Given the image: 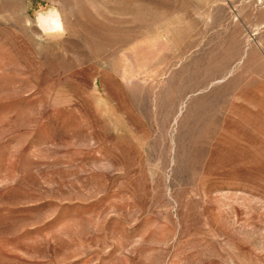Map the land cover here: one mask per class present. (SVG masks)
<instances>
[{"label": "rangeland", "instance_id": "1", "mask_svg": "<svg viewBox=\"0 0 264 264\" xmlns=\"http://www.w3.org/2000/svg\"><path fill=\"white\" fill-rule=\"evenodd\" d=\"M0 264H264V0H0Z\"/></svg>", "mask_w": 264, "mask_h": 264}, {"label": "bare ground", "instance_id": "2", "mask_svg": "<svg viewBox=\"0 0 264 264\" xmlns=\"http://www.w3.org/2000/svg\"><path fill=\"white\" fill-rule=\"evenodd\" d=\"M41 25L44 29L56 30L62 28L61 18L56 11H51L48 15L40 18Z\"/></svg>", "mask_w": 264, "mask_h": 264}]
</instances>
